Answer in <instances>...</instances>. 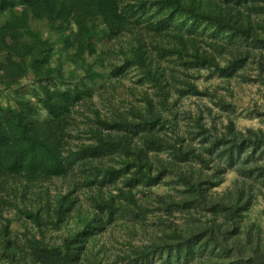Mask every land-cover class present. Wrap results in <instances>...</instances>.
<instances>
[{
	"label": "trees",
	"instance_id": "16d2710c",
	"mask_svg": "<svg viewBox=\"0 0 264 264\" xmlns=\"http://www.w3.org/2000/svg\"><path fill=\"white\" fill-rule=\"evenodd\" d=\"M203 71L264 83V0H0V264H264V106Z\"/></svg>",
	"mask_w": 264,
	"mask_h": 264
},
{
	"label": "rangeland",
	"instance_id": "374dc122",
	"mask_svg": "<svg viewBox=\"0 0 264 264\" xmlns=\"http://www.w3.org/2000/svg\"><path fill=\"white\" fill-rule=\"evenodd\" d=\"M35 26L41 28L43 31L44 35H48L49 31L47 29V26L44 23H36ZM106 44V42H100L99 45ZM67 68L70 67V64L68 63L66 65ZM249 73H252V69H248ZM201 77L198 80L200 87H212L213 90L216 89V92L224 96L228 101L233 102L236 106V113L233 116L234 119L236 120L237 125L240 128H245V127H258L261 123L259 120L258 115L255 113V110L257 107H262L264 106V83L258 82V81H244V80H239L235 79L232 81L230 85H228L226 82L222 83V81L217 77H212L209 78L210 75L207 71H203L201 73ZM253 75V74H251ZM135 77L133 75H130L129 77L124 79V83L122 84V87L125 89V85H132L133 84V79ZM212 84V85H211ZM3 86L0 85V88ZM17 86L15 85L13 88H16ZM22 92H30L31 87L29 82H24L22 89ZM123 91V90H122ZM9 95L11 93H8ZM3 94L0 95V104L1 105H7L9 103L14 104V100L12 97L9 95ZM12 95V94H11ZM127 99V98H132V96L129 95V92H124L120 94V99ZM95 102H100V99L98 96L94 98ZM213 106V103L209 101V99L203 98H197V97H191L187 98L184 101V106L185 108H192L195 109L198 106ZM85 117H91L92 112L90 110H85L84 113ZM219 110L216 107L215 108V113H218ZM85 120V119H84ZM231 181V174L228 175L223 187H226L227 185L230 184ZM49 189L52 192H55L57 189H64L66 190V183H63L62 181H56L53 183H50L47 185ZM169 190V186L166 184H160V186H157L154 190L156 193H164ZM157 213L162 212V211H156ZM178 212V211H177ZM6 216H10L11 218L14 219V222L12 223L11 227L13 230L19 231L23 228L21 225L20 217L17 215V209L14 206H10L9 208L6 209L5 212ZM157 219V216L153 215L152 217V222ZM116 231L115 236L117 237L114 247L115 248H121L122 244L124 241L122 235L118 234V229L119 227L117 225L112 226ZM55 236H57V233H55Z\"/></svg>",
	"mask_w": 264,
	"mask_h": 264
}]
</instances>
